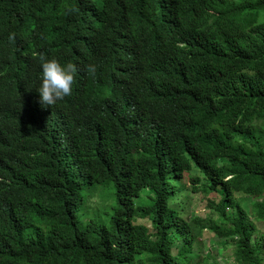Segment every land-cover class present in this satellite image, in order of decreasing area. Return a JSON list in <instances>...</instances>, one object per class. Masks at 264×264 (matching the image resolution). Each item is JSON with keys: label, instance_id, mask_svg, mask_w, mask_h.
Returning <instances> with one entry per match:
<instances>
[{"label": "trees", "instance_id": "16d2710c", "mask_svg": "<svg viewBox=\"0 0 264 264\" xmlns=\"http://www.w3.org/2000/svg\"><path fill=\"white\" fill-rule=\"evenodd\" d=\"M122 25L142 37L126 51ZM14 40L67 63L75 48L152 53L153 96L134 88L118 121L112 102L76 107L72 140L45 132L38 76L10 82ZM1 92L0 264H207L193 234L206 229L233 264H264V0H0ZM187 179L205 218L187 213Z\"/></svg>", "mask_w": 264, "mask_h": 264}, {"label": "clouds", "instance_id": "9594fccd", "mask_svg": "<svg viewBox=\"0 0 264 264\" xmlns=\"http://www.w3.org/2000/svg\"><path fill=\"white\" fill-rule=\"evenodd\" d=\"M116 33L118 43L121 46L120 50L123 48L126 51L133 48L136 41L142 39L141 33L133 26H119ZM120 50L88 55L83 51L78 53V48H75L72 51L74 62L67 63L65 61L68 56L66 50L60 57H55L50 56L44 47L23 45L19 40H14L10 45L9 54L10 82H14L20 89L28 76H38L34 100L36 107L47 111L41 126L44 127L45 132L56 128L62 138L72 140V136L66 133L65 129L70 125L71 115L76 107L83 106L95 109L101 103L105 105L112 102L117 120L123 116V113L130 111L134 88L140 89V100H149L153 96V84L146 79V74L151 63L155 61V56L147 51L134 57L121 56ZM85 58H88L89 63L86 72L95 73L100 78H93L80 73L79 65ZM138 58L143 61L142 68L135 64V60ZM105 81L111 84L114 82L116 89L120 92L118 99H108L104 88ZM9 87L7 90L10 93ZM19 93L20 91L17 92L16 96ZM90 93L100 96L101 101L83 103L85 97ZM3 98L5 97L1 92L0 102ZM26 104L32 111L33 102L27 101ZM86 122L102 129V123L93 121L91 117ZM79 126L78 122L72 121L70 128ZM110 129L117 130L119 126H110Z\"/></svg>", "mask_w": 264, "mask_h": 264}, {"label": "rangeland", "instance_id": "374dc122", "mask_svg": "<svg viewBox=\"0 0 264 264\" xmlns=\"http://www.w3.org/2000/svg\"><path fill=\"white\" fill-rule=\"evenodd\" d=\"M187 183V191L186 196L183 198V204L186 206L187 213L189 215H196L201 218H205L208 214V198H205V196L200 191L192 190L193 188V181L190 179L186 180ZM253 199L249 198L247 199V202H245V208L248 209L247 203L249 202L251 204ZM178 205V203H177ZM233 210L231 208L228 209V212H232ZM257 227L260 231V235L264 234V222H256ZM149 226H151L150 222L148 223ZM194 236L197 238V244L201 247V249L206 253L207 264H213L214 260L218 261L219 264H233V261L231 259V253H232V247H225L224 245H220L219 241H221L218 237L215 236V234L209 229H206L201 232H194ZM218 252V254H217ZM222 252L221 254H219Z\"/></svg>", "mask_w": 264, "mask_h": 264}]
</instances>
